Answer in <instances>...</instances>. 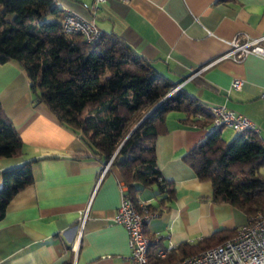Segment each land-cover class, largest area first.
I'll return each instance as SVG.
<instances>
[{
	"label": "crops",
	"instance_id": "crops-1",
	"mask_svg": "<svg viewBox=\"0 0 264 264\" xmlns=\"http://www.w3.org/2000/svg\"><path fill=\"white\" fill-rule=\"evenodd\" d=\"M54 1L60 10L95 21L99 33L121 37L206 106L223 104L248 117L264 136V59L250 53L238 62L220 58L234 35L264 36V0ZM234 78L243 82L239 89L230 88ZM27 81L16 62L0 64V108L22 140V154L0 158V171L34 159L33 182L10 198L0 218V264H61L71 256L72 264H131L126 229L112 220L121 199L117 175L108 169L101 174L103 165L79 136L35 106ZM185 116L167 114L166 134L154 143L156 166L174 183V199L168 211L147 220L143 234L159 235L167 247L246 222L245 216L236 219V208L209 203L210 183L197 181L183 161L209 132ZM222 128L224 140L235 137ZM139 198L154 203L149 190Z\"/></svg>",
	"mask_w": 264,
	"mask_h": 264
},
{
	"label": "trees",
	"instance_id": "trees-1",
	"mask_svg": "<svg viewBox=\"0 0 264 264\" xmlns=\"http://www.w3.org/2000/svg\"><path fill=\"white\" fill-rule=\"evenodd\" d=\"M62 14L54 0H0V64L16 62L21 67L35 106H44L55 121L76 133L102 165L110 160L108 171L126 185L134 203L149 190L154 203L143 199L147 208L156 216L168 211L175 187L156 166L155 140L166 134L165 117L172 111L186 113L183 120L190 124L209 125V106L183 87L173 89L177 83L118 35L103 32L89 44L80 34L64 33ZM16 132L0 108V158L22 154ZM182 158L197 181L210 183L209 203L228 204L245 219L264 212V173L259 172L264 141L259 134L237 132L227 141L220 128H212ZM33 160L0 171L1 219L10 198L33 182ZM236 230L215 229L194 244L179 242L162 258L155 254L164 246L152 241L147 258L154 264H172L232 238ZM71 258L61 264H72Z\"/></svg>",
	"mask_w": 264,
	"mask_h": 264
},
{
	"label": "built area",
	"instance_id": "built-area-1",
	"mask_svg": "<svg viewBox=\"0 0 264 264\" xmlns=\"http://www.w3.org/2000/svg\"><path fill=\"white\" fill-rule=\"evenodd\" d=\"M102 1L104 0H92V3L96 5ZM121 1L127 2L128 0ZM60 22L64 33H70V35L80 34L86 43L90 44L100 36L95 21L83 19L70 9H64ZM249 53L264 59V36L261 35L257 39L249 40L243 34L234 35L227 50L222 53L220 58L238 62ZM242 84V80L234 78L230 88L239 89ZM179 87L176 86L173 89L176 90ZM261 96L264 98V90ZM209 109L211 121L208 130L227 127L233 132L241 133L251 130L253 133H259V129L253 124L252 120L223 104H212ZM196 117H198L197 114L194 118ZM109 164L110 160L101 167V174H104ZM118 186H120L121 199L112 220L126 229L129 262L131 264H154L148 261L147 258L148 245L152 241H159L160 236L156 235L148 238L143 234V229L147 220L153 216L155 217L156 213L148 209L146 206L148 203L141 199L134 203L125 193L127 191L126 185L119 183ZM170 248L172 247L164 246L163 249L158 250L155 256L162 258L166 253V249ZM172 264H264V212H254L248 216L245 224L239 226L232 238H227V240L214 244L213 247L205 248L195 254L192 253L183 259H177Z\"/></svg>",
	"mask_w": 264,
	"mask_h": 264
},
{
	"label": "rangeland",
	"instance_id": "rangeland-1",
	"mask_svg": "<svg viewBox=\"0 0 264 264\" xmlns=\"http://www.w3.org/2000/svg\"><path fill=\"white\" fill-rule=\"evenodd\" d=\"M52 17H48V19H51ZM187 89H188V87H187ZM189 90V89H188ZM222 130L225 132V133H229V134H232V135H234L235 136V134H236V132H232V131H230L229 129L227 130V127L226 128H222ZM262 137V141H264V136H261ZM229 140H231V138L229 139ZM228 140V141H229ZM259 172L262 174V173H264V165H262V167L259 169ZM239 210V209H238ZM243 214V212L241 211V210H239V212H238V215L239 216H236V219L238 220V221H241V219L243 218V216L244 215H242Z\"/></svg>",
	"mask_w": 264,
	"mask_h": 264
}]
</instances>
